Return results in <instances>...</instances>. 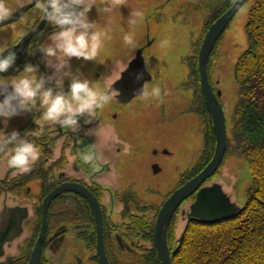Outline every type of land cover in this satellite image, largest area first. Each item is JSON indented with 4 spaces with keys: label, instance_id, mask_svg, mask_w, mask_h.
Returning <instances> with one entry per match:
<instances>
[{
    "label": "flooded vegetation",
    "instance_id": "af4514ba",
    "mask_svg": "<svg viewBox=\"0 0 264 264\" xmlns=\"http://www.w3.org/2000/svg\"><path fill=\"white\" fill-rule=\"evenodd\" d=\"M42 19L41 17L35 28L25 29L7 48L12 50L18 47L23 39L37 30ZM47 28L48 24L31 39L25 52L16 59V67L21 71L26 64L31 63L39 65L42 75H52L41 63L39 52L35 55L27 54L29 50L38 51L49 42L54 30ZM153 43L148 40L134 52L131 59L113 64L121 66L116 78L111 77L112 68L109 60L106 61L108 58L103 60V72H97L96 75L94 72L101 65H96L93 72L90 63L81 60L78 65L75 59L71 61L74 73L78 66L88 68L90 73L86 72L85 78L97 83L100 91H104L106 87L118 90L113 102L100 111L92 123L86 124V118H81L79 133L73 134L52 125L41 127L37 123L41 117L39 112L21 114L8 122V134L13 131L19 132L21 136L26 132L37 133V136L30 139L38 145L41 158L31 172L17 173L9 168L5 153L0 152V264H31L41 239L39 264H101L100 242L110 263L111 259L126 264L127 259L159 257L155 244L159 214L177 190L205 169L200 172L199 169L195 170L199 167V162L205 159L206 143L203 149H199L195 159L198 162L194 161L195 165L190 164L182 170L177 184L160 202L154 189L127 179L129 173L134 174V164L138 158L143 161L141 155L144 151L149 159L146 171L150 176L161 175L169 169L168 165L175 157V150L168 148L144 150L141 141L135 140L133 143L131 135L127 137L123 133L120 123L129 110L133 112L134 103L143 100L138 95L140 89L147 84L149 91V86L155 83L145 59V52L152 48ZM14 52L18 55L20 51ZM139 54L144 60L148 75L139 67L127 74ZM17 74L16 71H10L5 78ZM141 74L143 79L138 82L136 77ZM210 82L212 84L211 79ZM69 83L70 81L65 82L66 90ZM213 88L217 91L214 86ZM165 89L168 90L167 87L161 88V96L149 98L148 105L135 114L137 116L151 108L156 109L160 116V121L156 124L159 122L185 132L184 128L188 129V124L178 121L181 117L171 109L174 100ZM187 113L186 110L182 111L183 116ZM0 131H5L2 123ZM128 156H134L129 165L125 160ZM89 157L93 162L85 163V159ZM220 169L203 187L210 186L208 183L215 180ZM179 172L180 170H176V173ZM54 193V198L47 206V199ZM196 195L183 202L171 220L167 232L171 256L176 254L174 243L179 216L188 224ZM197 223L199 222L194 221L191 224ZM181 238L182 235L177 241Z\"/></svg>",
    "mask_w": 264,
    "mask_h": 264
},
{
    "label": "rangeland",
    "instance_id": "374dc122",
    "mask_svg": "<svg viewBox=\"0 0 264 264\" xmlns=\"http://www.w3.org/2000/svg\"><path fill=\"white\" fill-rule=\"evenodd\" d=\"M33 1L6 0V3L13 15ZM223 1L95 0L98 7L106 4L114 5L113 11L108 16L98 13L94 8L89 14L90 20L96 21L100 30L106 33L104 47L97 60L88 62L93 72L94 68L101 65L99 69L97 67L94 75L97 72H103V60L108 58L106 61L109 60L112 68L111 77L116 78L121 66H113V64L131 59L139 47L144 46L148 40L153 41L152 48L145 52L147 69L151 75H154L155 79V83L149 86V91L153 88L161 89L167 87L168 90L165 89L166 92L168 91L170 98L174 100V106L171 109H173V112H178L181 117L178 121H184L188 124V129L184 128L185 132L159 122L156 124L157 121H160V116L157 114V110L152 108L136 116V111L148 105V99L134 103L133 112L129 110L125 118L120 120L123 133L127 137L131 135L133 143H135V140L141 141L140 144H143L144 150H150L151 148L175 150V157L168 165L169 169L165 170L161 175L150 176L148 174L146 170L149 159L144 151L141 155L143 161H139L140 157L138 156L139 158L134 164L136 165L133 171L134 174L129 173L127 177L128 180H134L144 187L154 189L157 192L159 202L177 184L182 170L190 164L195 165L199 149H203L205 143L206 154L210 153L211 148L207 144L205 136L206 132H209V127L207 118L205 119L202 116V100L198 96L199 93L193 83L191 65L194 60L196 61L197 56L199 60V53L207 34L206 31L212 26L209 24L214 12ZM256 1L249 0L240 10L218 42L216 50L211 55L212 57H210L209 77L217 91H221L224 94L222 102L228 127L239 100V90L235 84L234 70L239 58L247 49L245 28L248 23L249 13ZM37 9L38 6L31 10L24 19L3 28L0 32L2 48L16 41L21 33L25 32V29L35 28L41 19ZM137 12L143 15L135 27H130L128 19L131 14ZM47 29L52 28L48 25ZM129 35L133 38L135 47L126 44L125 37ZM75 63L80 64L77 60H75ZM87 69L86 67L80 68L78 66L76 72L78 71L85 78L86 72H89ZM183 110L188 112L184 116L182 115ZM187 151L189 152L186 153ZM125 160L128 163L127 165H129L134 160V156H128ZM222 164L218 176L214 181L209 182L208 185L220 184L236 203L239 205L244 204L246 190L251 185V175L247 162L239 157L237 152L229 149ZM199 168L200 165L195 170ZM176 170H180V172L176 173ZM186 225L187 222L185 223V220L183 221L180 215L176 242L184 234ZM128 261L131 264L134 262L132 259H127L125 261L126 264H130Z\"/></svg>",
    "mask_w": 264,
    "mask_h": 264
},
{
    "label": "clouds",
    "instance_id": "9594fccd",
    "mask_svg": "<svg viewBox=\"0 0 264 264\" xmlns=\"http://www.w3.org/2000/svg\"><path fill=\"white\" fill-rule=\"evenodd\" d=\"M35 2V0H34ZM114 5L97 6L95 0H39L37 11L43 20L54 30L49 42L38 51H28V55L39 52L41 63L52 72L42 75L39 65L26 64L21 71L16 67V52L11 48H0V123L5 131H0V152L7 156L9 168L17 173H29L40 160L38 145L30 137L37 136L35 131L6 132L8 122L21 114L39 112L37 123L57 126L76 134L81 131V118L90 124L98 113L113 102L118 90L106 87L100 91L98 84L84 78L78 71L72 70L73 59L84 62L97 60L104 47L106 33L100 30L89 14L95 8L98 13L110 16ZM12 15L6 0H0V23ZM142 13L131 14L130 27H135ZM125 42L135 47L133 38L125 37ZM5 53H8L5 55ZM10 71L18 74L5 78ZM137 81L143 75L136 77ZM70 81L67 90L65 82ZM141 98H159L160 88L148 91L147 84L140 89ZM86 158L85 163H92Z\"/></svg>",
    "mask_w": 264,
    "mask_h": 264
},
{
    "label": "trees",
    "instance_id": "16d2710c",
    "mask_svg": "<svg viewBox=\"0 0 264 264\" xmlns=\"http://www.w3.org/2000/svg\"><path fill=\"white\" fill-rule=\"evenodd\" d=\"M236 1L224 0L209 25H213ZM245 35L247 49L234 70L239 100L227 126L226 154L230 149L247 162L251 185L246 190L244 204L240 205L242 211L234 219L214 225L187 224L183 241L175 240L176 254L172 256L171 264H264V0H257L252 7ZM210 63L211 59L209 70ZM191 69L193 83L202 100V116L207 118L209 132H206V138L211 148L199 162L200 172L213 158L216 137L202 92L198 56ZM223 99L224 94L220 98L222 105ZM132 260L133 264H161L159 257ZM110 261L123 264L114 259Z\"/></svg>",
    "mask_w": 264,
    "mask_h": 264
},
{
    "label": "water",
    "instance_id": "95a60500",
    "mask_svg": "<svg viewBox=\"0 0 264 264\" xmlns=\"http://www.w3.org/2000/svg\"><path fill=\"white\" fill-rule=\"evenodd\" d=\"M248 1L249 0H237L235 4L210 27L199 53L201 87L205 103L213 122V130L216 137V149L208 166L197 177L193 178L185 186L177 190L166 202L159 214L155 230V244L161 264H171L172 262V256L167 242V232L171 220L181 204L194 194H197L196 201L191 206L188 224H191L194 221L204 225L219 224L221 222L234 219L242 211V207L233 200L232 196L229 195L220 184H213L208 188L203 186L218 172L227 151L226 114L224 106L220 101L222 93L215 91L210 82V57L231 22ZM38 4L39 0H35V2L33 1L31 4L23 7L6 21L0 23V29L19 22L27 13L37 7ZM46 25L47 23L42 19L36 28L37 30L30 36L23 39L18 47L11 50L17 52L20 51L17 58L25 52L31 39L45 29ZM7 54L8 53H6V55ZM137 67L141 68L145 75H148L141 54L138 55L137 60L132 64L127 74L131 71L133 72L134 68ZM54 196L55 193L47 199V206ZM186 231L187 229L184 231L180 242L183 241ZM99 249L101 264H111L109 259L104 254L102 242H100ZM41 253L42 239L37 244L31 264H39L41 260Z\"/></svg>",
    "mask_w": 264,
    "mask_h": 264
}]
</instances>
